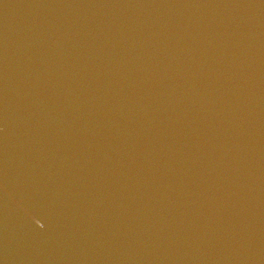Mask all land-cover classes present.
Segmentation results:
<instances>
[{"label": "water", "instance_id": "95a60500", "mask_svg": "<svg viewBox=\"0 0 264 264\" xmlns=\"http://www.w3.org/2000/svg\"><path fill=\"white\" fill-rule=\"evenodd\" d=\"M0 264H264V0H0Z\"/></svg>", "mask_w": 264, "mask_h": 264}]
</instances>
